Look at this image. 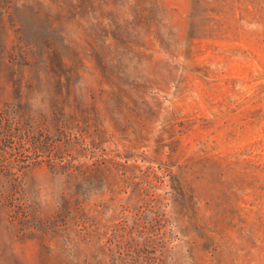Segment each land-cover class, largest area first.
<instances>
[{
	"label": "rangeland",
	"instance_id": "374dc122",
	"mask_svg": "<svg viewBox=\"0 0 264 264\" xmlns=\"http://www.w3.org/2000/svg\"><path fill=\"white\" fill-rule=\"evenodd\" d=\"M4 131L0 264H264V0H0Z\"/></svg>",
	"mask_w": 264,
	"mask_h": 264
},
{
	"label": "trees",
	"instance_id": "16d2710c",
	"mask_svg": "<svg viewBox=\"0 0 264 264\" xmlns=\"http://www.w3.org/2000/svg\"><path fill=\"white\" fill-rule=\"evenodd\" d=\"M53 68L55 69H65L66 64L64 61H61L58 63V65H52ZM57 83L59 81V78L55 79ZM8 132L10 131H4V132H0V145L3 146L4 142H5V138L8 137ZM10 137V136H9ZM55 145V146H54ZM53 148H55V151L59 150V148H61V145H57V143H55ZM69 145V142L65 144V146L67 147ZM48 150V149H46ZM2 169L5 168V165H0ZM54 166V165H53ZM63 166H65V164H63ZM74 166V170L73 171H69L68 173H65V176L67 177L68 180H77L80 179L81 181H83L85 184V180L87 181V179L92 178L93 174H95L98 170L99 167V163L95 162L92 166V168H86L85 169V165L84 164H80V165H73Z\"/></svg>",
	"mask_w": 264,
	"mask_h": 264
}]
</instances>
